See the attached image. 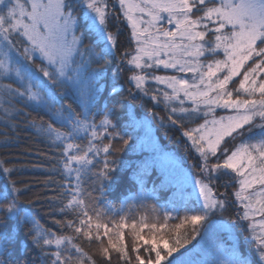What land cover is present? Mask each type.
<instances>
[{
    "label": "snow or ice",
    "instance_id": "6c2138e0",
    "mask_svg": "<svg viewBox=\"0 0 264 264\" xmlns=\"http://www.w3.org/2000/svg\"><path fill=\"white\" fill-rule=\"evenodd\" d=\"M117 3L134 43L120 53L117 73L126 65L132 85L128 97L142 94L163 104L167 116L159 117L161 122L182 129L192 141L200 155L195 180L200 208L185 207L183 217H176L180 223L169 228L175 207L156 214L151 223L146 216L137 221L119 215L116 220L93 195L103 194L113 181L117 162L110 157L122 148L112 141L119 138L123 147L130 143L114 122L118 106H128L117 99L122 88L116 74L107 89L112 99L99 107L103 64L117 49V35L108 27L110 19L120 18L115 6L109 0H0V110L8 116L23 103L50 115L39 131L60 150L62 182L52 198L58 202L54 211L71 217L54 221L70 234L41 225L21 206L24 189L13 178L17 167L0 159V264H33L14 255L27 242L39 253L35 264H97L77 240L95 242L106 264H112L113 253L121 264H193L186 245L201 235L211 215L227 207L228 194L214 187L221 177H229L233 202L242 208L232 226L248 231L250 249L243 253L237 244L214 246L210 264H264V0ZM89 37L93 44L85 43ZM160 66L191 77L156 75ZM150 81L171 91L149 87ZM62 100L72 103L57 107ZM215 107L234 114L185 128L186 121L207 117ZM226 137L240 142L221 147ZM89 181L99 188L89 191ZM152 210L156 213L155 206ZM145 228L148 238L142 234ZM172 231L175 236L166 238Z\"/></svg>",
    "mask_w": 264,
    "mask_h": 264
},
{
    "label": "trees",
    "instance_id": "16d2710c",
    "mask_svg": "<svg viewBox=\"0 0 264 264\" xmlns=\"http://www.w3.org/2000/svg\"><path fill=\"white\" fill-rule=\"evenodd\" d=\"M117 15H120V12ZM121 18L120 16L119 19H116L115 24L109 25V30L117 35V49L116 54L110 56L108 61L103 64L105 70L100 84L105 91L103 92L104 100L100 101L99 107L102 109L105 103L112 99L107 89L112 83L113 74H116L122 88V95L117 97V99L126 102L128 106L124 109H120L118 106V117L114 122L118 124V130L124 135L125 139L130 138V143L128 146L123 147L119 138L112 141L115 147L122 148V150L110 157V159H114L117 162L115 166L116 171L112 174L113 181L111 185L103 194L99 191H93V189H98L99 185L91 181L85 187L89 191H93V195L97 197L99 206L111 212V218L116 220L119 219V215H125L126 207L137 221H139L140 216H146L148 218L146 222L148 223L154 222L156 214L175 207L178 211L172 212L173 219L168 221V226L171 228L175 224L180 223V220L176 219V217H183L185 207L190 211H198L200 202L190 190L181 189L166 181L161 173H159L158 167L149 163L148 152H145V149L141 150L137 145L136 139H133L137 131L135 125L132 123L133 121H131L128 109L129 105L131 104L135 107V113L138 116L146 114L151 119L163 144L172 145L173 149L179 151L181 155L187 153L189 159L193 157L192 151L182 136V129L176 126H168L161 122L159 117L167 116V109L164 105H155L142 94L137 95L135 99L128 97V89L132 87L128 82L130 73L127 71L128 67L126 65L123 71L117 73V64L119 63L120 53L125 49L134 47V43L130 41L129 27L124 21H121ZM81 31H83V28ZM85 43L93 44L94 37H89ZM97 51H99V47H97ZM220 55L222 56V53ZM69 103H72V101L62 100L61 104L57 105V107H66ZM17 108L20 109L19 112L8 116L0 110V159L11 161L18 169L17 174L13 178L24 189L21 197L22 208L27 210L44 227L70 234V230L62 229L54 223L55 220L71 218L64 217L63 214L54 211L57 208L58 202L52 199L58 195L57 186L62 182V168L58 164L60 150L39 131L41 122H48L51 117L42 108H33L23 103H18ZM154 113L157 115H154ZM33 121H35V124H33ZM198 121L185 123V128L197 124ZM238 141L240 142V138H236L235 140L230 138L228 143L234 146ZM188 151H191V153ZM92 179L94 180V177ZM227 185L228 180L224 178H220L214 182L215 187L232 193V187ZM232 200H230L227 208L232 213L237 212L235 215L237 218V214L242 212V210L235 211L237 208L231 202ZM153 206L156 207V213L152 210ZM109 227L111 228L112 225L109 224ZM202 229L201 235L196 236L186 245V252L196 247L202 241L204 233ZM210 230L211 233L208 235V239H206L208 242L202 244L206 248H204L203 252L196 253L195 259L192 260L194 264H210L214 258V246L227 249L231 244H235L224 232L217 233L215 227H212ZM237 230L238 237H240L237 245L241 252L248 253L250 244L245 240L244 232L240 228ZM123 231L125 242L131 250L132 237L129 234L130 229L126 228ZM184 231L185 229L180 230L181 233H184ZM142 234L148 238L149 230L145 228ZM174 236L175 231L166 234V238L169 239ZM21 239H23V234H21ZM104 240L106 244L107 238L105 237ZM76 242L82 245L84 250L96 260L97 264H106V261L100 256L98 245L95 242L91 245L87 240H77ZM182 251H185V249H182ZM143 254L144 249L142 248L141 255ZM14 255L17 259H31L33 264H35L39 253L33 249L30 242H27V248H18ZM112 255V264H121L116 254L113 253ZM206 257L210 261H207Z\"/></svg>",
    "mask_w": 264,
    "mask_h": 264
},
{
    "label": "rangeland",
    "instance_id": "374dc122",
    "mask_svg": "<svg viewBox=\"0 0 264 264\" xmlns=\"http://www.w3.org/2000/svg\"><path fill=\"white\" fill-rule=\"evenodd\" d=\"M109 5L110 7L115 6L116 13L120 12V8L117 3V0H109ZM120 16L122 17V15ZM121 21L122 22L124 21L126 23L131 33V27L128 24V22L124 20L123 17L121 18ZM115 22L116 19H110L109 25H111L112 23L115 24ZM104 70L105 69L103 68V71ZM154 71L156 75H161V76L184 75L185 78H189V79L191 77V74L176 73L172 69H164L163 66H160V68L155 69ZM148 86L152 88H160V89H165L167 91H171L170 89H167L166 85L158 84L155 81H150ZM145 98L149 99L155 105H163V104H157L149 96H145ZM189 103L190 101L186 102V106ZM128 109H129L131 121H133L132 123L135 125L137 131L133 139H136L137 145L139 148H141V150L145 149V152H148L149 163L151 165H156V167H158L157 169L159 173H161V175L164 177L166 181L171 182L172 185H176L181 189L190 190L193 193V195L198 199L199 185L195 183V180L200 178V169L198 167V165L200 164V155L192 146V141L189 140L188 137L184 136L183 130H181L183 138L187 141L188 147L192 151L193 157L189 159L187 153H183V155H181L179 151L173 149L172 145L168 146L165 143L163 144L162 140H160L157 134L156 127L152 124L151 119L146 114L138 116L135 113V107L131 104L129 105ZM233 114L234 112L230 109H224L223 107H215V111L209 114L207 117H198V118H193L190 121H186L187 123V122L198 121L199 119H201L200 121H198L197 124L190 126L186 129L196 128L198 125L204 122V119H208V120H212L214 118L219 119V117L221 116L227 117ZM229 139L230 138L226 137L225 143L222 144L221 147L227 146L228 148L231 149L233 146H231V144L228 143ZM238 143L239 141L237 142V144ZM191 151L188 152L191 153ZM221 178L229 180V177H221ZM215 190L217 191L218 194H224V193L228 194L229 200L227 201V206L228 204H230V200H232L233 198L231 202L237 208V210L235 211L242 210L238 202L235 203L233 202L234 197L231 195V193L225 190L222 191V189L217 187H215ZM198 201L201 203L202 198L198 199ZM125 209H126L125 215L132 216L130 214V211L127 209V207ZM236 213L237 212L232 213L231 211H228V208L226 207V209L223 212L218 211L214 215H211L210 222L206 223V225L202 229V231H204L202 235L203 238L202 241L193 249L188 250V252H186V257L192 261L193 259H195L196 253L200 251L202 252L204 251V248H206V246L202 244H206L208 242L206 239H208V235L211 233L210 229L212 227H215L217 233L224 232L230 239L234 241L235 244H238V242L240 241V237H238L239 234L237 230L239 229V226H232L233 222L236 220L235 217ZM243 223L246 225L248 224V221H244ZM243 232H244V237L248 236V231H243ZM247 242L250 244L249 241ZM203 257L205 258V256ZM206 260L210 261L208 257H206Z\"/></svg>",
    "mask_w": 264,
    "mask_h": 264
}]
</instances>
